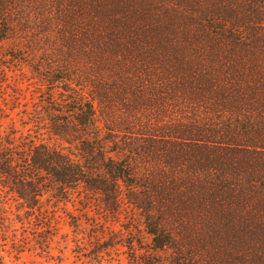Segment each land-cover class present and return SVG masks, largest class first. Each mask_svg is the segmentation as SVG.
I'll list each match as a JSON object with an SVG mask.
<instances>
[{
	"label": "trees",
	"instance_id": "16d2710c",
	"mask_svg": "<svg viewBox=\"0 0 264 264\" xmlns=\"http://www.w3.org/2000/svg\"><path fill=\"white\" fill-rule=\"evenodd\" d=\"M9 40L65 145L22 149L0 107V195L30 223L55 191L128 220L93 260L119 244L128 264H264V0H0Z\"/></svg>",
	"mask_w": 264,
	"mask_h": 264
},
{
	"label": "rangeland",
	"instance_id": "374dc122",
	"mask_svg": "<svg viewBox=\"0 0 264 264\" xmlns=\"http://www.w3.org/2000/svg\"><path fill=\"white\" fill-rule=\"evenodd\" d=\"M21 42L0 43V107L2 133L16 145L27 149L31 142L53 147L65 145L53 137L40 117L47 96L42 75L29 66L34 52ZM74 195L61 199L55 191L44 194L39 220L31 222L11 194L0 195V255L4 264H128V249L121 245L101 252L97 260L86 257L114 232L117 238L127 234L128 220L106 221L85 210ZM121 231V232H119ZM120 235H119V234ZM144 245L150 243L145 232L137 233ZM124 236V235H122ZM84 255V256H83Z\"/></svg>",
	"mask_w": 264,
	"mask_h": 264
}]
</instances>
